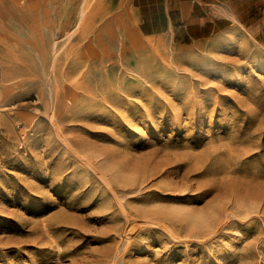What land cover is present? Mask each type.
I'll use <instances>...</instances> for the list:
<instances>
[{
  "label": "rangeland",
  "instance_id": "obj_1",
  "mask_svg": "<svg viewBox=\"0 0 264 264\" xmlns=\"http://www.w3.org/2000/svg\"><path fill=\"white\" fill-rule=\"evenodd\" d=\"M23 1L0 0V264H264V25L191 41L131 0Z\"/></svg>",
  "mask_w": 264,
  "mask_h": 264
},
{
  "label": "crops",
  "instance_id": "obj_2",
  "mask_svg": "<svg viewBox=\"0 0 264 264\" xmlns=\"http://www.w3.org/2000/svg\"><path fill=\"white\" fill-rule=\"evenodd\" d=\"M139 32L204 41L239 24L259 33L264 0H131Z\"/></svg>",
  "mask_w": 264,
  "mask_h": 264
},
{
  "label": "bare ground",
  "instance_id": "obj_3",
  "mask_svg": "<svg viewBox=\"0 0 264 264\" xmlns=\"http://www.w3.org/2000/svg\"><path fill=\"white\" fill-rule=\"evenodd\" d=\"M13 1H14L15 6H16V9L15 10H17L20 13L25 10V6H24V3L25 2L23 0H13ZM77 14H81L80 8H79ZM47 43H48L47 44V47H48V52H47L48 53V57H47V55H44V57H45L44 63L46 64L45 65L46 66V69H48L49 70V73L51 74L53 72L55 73V71H52V70H53L54 63H56V61L58 59L57 39L55 38V35L54 34H50L48 36V42ZM142 45H143V43H141L140 46H142ZM43 52H45V51H43ZM48 108H49V106L47 107V109ZM48 110H50V108ZM47 113H49V112H47ZM47 117H49L53 121V115L52 114L50 116H47ZM122 173H125V172L124 171H120L119 174L121 175ZM123 179H125V178H123ZM170 213L173 216H176V217L178 216L179 219H183L184 221L186 220V222H188V225H192V226L193 225H196V227H197V225H199V226L200 225H210V223L214 222L215 221L214 219H217L218 216H219V210L216 209V208H211L209 210V212L204 213V214H201V213H189V212H185V210L184 211H181V209L180 210H177V209L176 210H172V211L169 212V214ZM180 222H183V221H180Z\"/></svg>",
  "mask_w": 264,
  "mask_h": 264
}]
</instances>
